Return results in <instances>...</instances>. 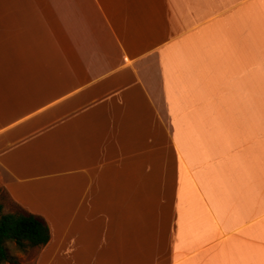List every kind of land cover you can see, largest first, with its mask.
Returning a JSON list of instances; mask_svg holds the SVG:
<instances>
[{
    "label": "crops",
    "instance_id": "obj_1",
    "mask_svg": "<svg viewBox=\"0 0 264 264\" xmlns=\"http://www.w3.org/2000/svg\"><path fill=\"white\" fill-rule=\"evenodd\" d=\"M0 190L45 264H264V0H0Z\"/></svg>",
    "mask_w": 264,
    "mask_h": 264
},
{
    "label": "trees",
    "instance_id": "obj_2",
    "mask_svg": "<svg viewBox=\"0 0 264 264\" xmlns=\"http://www.w3.org/2000/svg\"><path fill=\"white\" fill-rule=\"evenodd\" d=\"M7 199L5 190H0V264H18L7 245L13 243L21 251L45 246L50 240V227L43 216L14 202L5 210Z\"/></svg>",
    "mask_w": 264,
    "mask_h": 264
},
{
    "label": "rangeland",
    "instance_id": "obj_3",
    "mask_svg": "<svg viewBox=\"0 0 264 264\" xmlns=\"http://www.w3.org/2000/svg\"><path fill=\"white\" fill-rule=\"evenodd\" d=\"M7 246L10 254L18 260V264H45L50 260V254H44L42 247L27 248L25 251H21L13 243H9ZM43 255L45 262L41 263L40 260Z\"/></svg>",
    "mask_w": 264,
    "mask_h": 264
}]
</instances>
